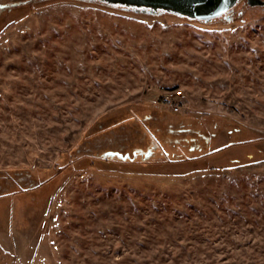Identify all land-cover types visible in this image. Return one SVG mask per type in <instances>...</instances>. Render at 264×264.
<instances>
[{
    "label": "rangeland",
    "instance_id": "rangeland-1",
    "mask_svg": "<svg viewBox=\"0 0 264 264\" xmlns=\"http://www.w3.org/2000/svg\"><path fill=\"white\" fill-rule=\"evenodd\" d=\"M241 9L0 20V264H264V5Z\"/></svg>",
    "mask_w": 264,
    "mask_h": 264
},
{
    "label": "water",
    "instance_id": "water-1",
    "mask_svg": "<svg viewBox=\"0 0 264 264\" xmlns=\"http://www.w3.org/2000/svg\"><path fill=\"white\" fill-rule=\"evenodd\" d=\"M52 0H41L40 3ZM100 5L123 12L150 16H174L183 21L212 24L230 20L240 0H72ZM248 6H262L263 0H247Z\"/></svg>",
    "mask_w": 264,
    "mask_h": 264
},
{
    "label": "flooded vegetation",
    "instance_id": "flooded-vegetation-1",
    "mask_svg": "<svg viewBox=\"0 0 264 264\" xmlns=\"http://www.w3.org/2000/svg\"><path fill=\"white\" fill-rule=\"evenodd\" d=\"M39 1L41 0H8L6 2H2L0 3V20L2 21L3 19L9 18L12 14L28 10L34 3H37ZM240 1L241 2L230 13V18L234 17L237 14L241 15L243 13L241 7L248 3L247 0Z\"/></svg>",
    "mask_w": 264,
    "mask_h": 264
},
{
    "label": "trees",
    "instance_id": "trees-1",
    "mask_svg": "<svg viewBox=\"0 0 264 264\" xmlns=\"http://www.w3.org/2000/svg\"><path fill=\"white\" fill-rule=\"evenodd\" d=\"M171 112V111H170ZM172 114H177V113H179V112H171ZM178 132L179 133H181V134H184V136H188V135H190V136H196L198 133H196V132H194L193 130H192V128H190V127H180L179 129H178ZM153 140H155V139H153ZM232 145V144H231ZM228 146L229 145H227V147H224V148H221V149H218V150H215V151H213V152H208V153H206V154H203V155H200V156H197V157H192V158H185V159H183V160H181V161H183V162H190V161H192V160H198V159H203L204 157H208V156H210V155H212V154H214V153H220V152H223V151H225V150H227L228 149ZM148 155V154H147ZM147 157H151V155H148ZM84 159H83V161H81L80 163H79V165L80 164H82V166H79V167H75V168H77V169H87V167L88 166H90L91 164H92V161H91V159L89 160L88 158L89 157H83ZM95 159H97V161H98V165H110L111 163H110V161L108 162V161H105V160H102V159H99V158H95ZM77 162V161H76ZM113 162V161H112ZM144 162V161H143ZM166 162L167 163H169V162H178L177 160H171V159H168V160H166ZM145 163V162H144ZM101 167V166H100ZM105 169V168H104ZM54 179H53V177L52 178H49L48 180H47V182L44 184V185H49V184H51L52 183V181H53ZM17 198H20L21 197V195H15Z\"/></svg>",
    "mask_w": 264,
    "mask_h": 264
},
{
    "label": "built area",
    "instance_id": "built-area-1",
    "mask_svg": "<svg viewBox=\"0 0 264 264\" xmlns=\"http://www.w3.org/2000/svg\"><path fill=\"white\" fill-rule=\"evenodd\" d=\"M184 95L180 90H170L160 96L161 105L168 111L180 112Z\"/></svg>",
    "mask_w": 264,
    "mask_h": 264
}]
</instances>
